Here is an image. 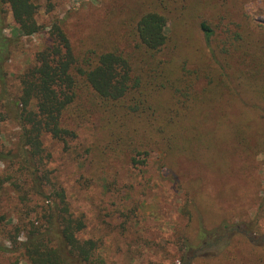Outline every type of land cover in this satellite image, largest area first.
I'll return each instance as SVG.
<instances>
[{
    "label": "trees",
    "instance_id": "1",
    "mask_svg": "<svg viewBox=\"0 0 264 264\" xmlns=\"http://www.w3.org/2000/svg\"><path fill=\"white\" fill-rule=\"evenodd\" d=\"M245 1H194L192 27L220 69L203 75L207 80L201 88L194 87L193 74L206 68L193 62L191 68L188 56L176 58V23L182 14L170 10L167 0H135L124 8L110 4L101 31L80 49L72 44L63 19L52 21L46 45L18 75L13 91L5 64L15 37L3 32L5 7L16 35L30 36L44 27L36 21L32 0H0V123L10 121L17 128L9 145L0 133V162L6 167L0 184L10 186L25 207L29 195L40 201L32 207L34 217L26 212L1 225L8 244L0 245V255L15 254L27 264H103L100 242L79 237L83 215L71 211L64 189L46 168L51 151L44 138L67 145L87 123L91 141L80 157L94 167L93 178L106 175L103 170L117 161L130 167L144 164L147 147L159 144L169 162H190L203 173L200 186H214L208 193L230 202L247 158L264 146V102L250 101L239 88L241 79L245 88L254 86L264 96V46L254 36L264 24L244 12ZM209 3H215V11H205ZM198 8L199 19L193 16ZM219 40L229 43L224 57L215 53ZM206 196L216 204L211 194ZM259 199L264 203V177ZM206 208L228 218L223 209L217 214ZM198 224L195 240L184 243L185 249L192 246V254L183 253L182 264H264V244L254 241L252 221L244 230L225 222ZM213 246L221 248L206 251Z\"/></svg>",
    "mask_w": 264,
    "mask_h": 264
},
{
    "label": "rangeland",
    "instance_id": "2",
    "mask_svg": "<svg viewBox=\"0 0 264 264\" xmlns=\"http://www.w3.org/2000/svg\"><path fill=\"white\" fill-rule=\"evenodd\" d=\"M32 1L37 6L36 21L44 28L30 36L16 35L14 21L7 6L5 7L6 23L3 32L7 36L15 37L10 58L5 64L6 78L13 91L17 89L18 75L31 64L35 53L46 45L48 25L52 21L63 19L72 44L80 49L89 38L101 31L106 17L110 15V4L118 2L124 8L132 5L135 0ZM194 1L167 0V3L170 10L182 14L179 19L175 18L178 19L176 58L188 56L191 68L192 62L197 68H206V72L193 74L194 87L201 88L207 80L203 75H207L211 68L217 71L220 69L211 60L212 52L204 48L207 46L192 27L190 15L195 9ZM209 5L211 8L205 11L216 10L215 3ZM243 8L252 19L264 24V0H246ZM200 10L198 8L193 15L197 19L200 17ZM231 10L236 11L233 8ZM113 13L117 14V10ZM240 15L238 17L243 19ZM96 31L98 32L94 33ZM254 36L257 44L264 46V29L258 30ZM225 48L230 49L229 43L223 44L219 40L216 55L224 57ZM250 49L260 53L259 49L248 48L249 51ZM229 53L226 52L228 58ZM238 80L242 82L239 88L250 95V101H257L258 104L264 102V98H260L264 96L256 94L254 86L245 88L243 80ZM255 96L260 97L256 99ZM251 115L255 116L254 113ZM89 125L87 123L79 128L77 137L67 142V145L49 138H44L43 141L51 151V157L46 162L49 176L64 189L71 211L76 215H83L85 228L79 237L100 242L98 254L103 264H182L180 256L183 253L192 254V246H186L185 249L184 243L191 245L195 240L199 222L209 225L225 222L236 230H244L246 223L252 221L256 231L252 235L254 241L264 244V203L259 199L264 177L263 144L247 158L246 168L239 174L240 181L233 183L234 197L230 202H220L214 193H208L214 186H200L199 181L203 175L201 170L200 173L185 160L169 162L159 144L147 147L148 155L144 164L130 167L117 161L103 170L106 175L93 178L91 173L95 171L94 167L87 160H83V155L80 157V154H84L83 148L91 141ZM16 131L17 128L12 122L0 123L4 145L13 141ZM5 172V165L0 162V179ZM207 194L214 197L215 205L206 201ZM39 203L33 195H29L25 207L10 186L6 183L0 184V245L8 244L1 234V225L16 219L20 214L25 215L26 212L34 217L32 207ZM206 207H210L217 214L223 209L228 218L213 216L210 211H206ZM229 229L230 227L221 229V235L226 234ZM234 245L237 249L243 248L239 243L234 242ZM219 246L208 247L206 251L216 252L221 248ZM0 264L27 262L20 256L11 254L0 255Z\"/></svg>",
    "mask_w": 264,
    "mask_h": 264
}]
</instances>
